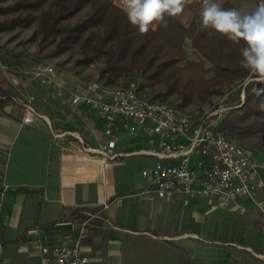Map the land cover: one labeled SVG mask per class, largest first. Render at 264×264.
I'll return each instance as SVG.
<instances>
[{
	"label": "crops",
	"instance_id": "1",
	"mask_svg": "<svg viewBox=\"0 0 264 264\" xmlns=\"http://www.w3.org/2000/svg\"><path fill=\"white\" fill-rule=\"evenodd\" d=\"M116 1L124 8V0ZM186 1L189 10L198 0ZM232 1L238 9L255 3ZM3 72L0 92H17ZM62 89L55 87V94L36 104L41 116L32 124L24 123L20 105L13 109L0 96V254L31 238L64 242L62 232L71 233L75 213L96 211L81 234L89 264H179L177 223L167 201L186 196L160 198L148 192L150 179L143 171L156 158L137 153L146 147L145 140L120 126L107 135L103 115L86 105L74 108ZM109 138L116 140L119 156L100 165L88 148ZM231 245L257 256L249 244ZM188 247L193 250V244ZM5 257L21 261L18 255ZM185 257V264H194Z\"/></svg>",
	"mask_w": 264,
	"mask_h": 264
},
{
	"label": "rangeland",
	"instance_id": "2",
	"mask_svg": "<svg viewBox=\"0 0 264 264\" xmlns=\"http://www.w3.org/2000/svg\"><path fill=\"white\" fill-rule=\"evenodd\" d=\"M254 2L259 3L258 0ZM14 3L15 0H0V8H7ZM116 3L119 5V2L116 1ZM187 3L188 1H186L185 12L179 16L186 25L193 17L192 11L187 9ZM255 3L237 9L242 13H250L255 9L257 5ZM122 4L124 6V1ZM50 9V3H46L42 7L44 11ZM90 11L91 9L87 7L77 16L63 22L62 25L73 26L84 19ZM40 12L31 13V15L38 17ZM28 13L0 12V71H4L3 73L8 78L9 87H17V92L9 93L12 95V101L1 91L2 102H7L12 105L13 109H16L14 107L16 104L22 107L23 101L34 95L36 97L35 105L40 106L44 103V96L49 93L55 94V87L56 90L62 87V96L67 97L81 92L91 82H99L104 85L98 78L104 67V61L98 59L92 64L81 63L84 57L81 42L57 52L59 39L51 37L49 40H45L42 35L36 34L39 26L38 19L30 23L24 22L20 26L10 24L13 19ZM185 47L189 52V59L197 60L191 41H186ZM45 68H53L55 73L51 78V83L46 86L40 83V79L36 75L37 72ZM135 76L120 79L117 84L107 87L115 89L133 81L139 85L143 80L139 73ZM250 80L253 79L246 80L245 83L237 80L233 83L220 84L217 86L219 92L216 94L205 100L193 96L186 106L182 105L183 100L178 95L166 99L159 97V94L165 92L162 84L146 87V90H141L140 93L154 101L174 105L188 115L212 116L221 123L224 119L235 115V110L245 104L246 92L244 88ZM225 134L232 142L245 148L253 156V159L264 163V141L261 138L232 135L227 132ZM196 163L197 159L194 157L191 165L196 167ZM262 176L264 180V172H262ZM262 200H264V189L257 193L255 200L241 199L219 203L207 198L175 197L167 201L169 202L167 209L175 216L177 223L179 264L186 263V255H188V259H192L194 264H264V209L258 205V202ZM94 213L96 211L75 213V218L73 215L71 218L74 219L70 220V224H73V229H70L71 233L68 234L65 229H62V235L66 239L64 242L47 243L38 238L26 239L24 243L3 250L0 254V264H37L39 253L36 245L70 244L80 239L81 234H86V228L89 226L90 220L94 218ZM53 224L47 225V227L51 228ZM67 226L62 225V227ZM191 236L193 238H190ZM230 243L244 246L249 244L257 258L246 256L243 254L244 250L229 246ZM190 244H193V250L188 247ZM7 254L18 255L21 261L12 263L5 257Z\"/></svg>",
	"mask_w": 264,
	"mask_h": 264
},
{
	"label": "trees",
	"instance_id": "3",
	"mask_svg": "<svg viewBox=\"0 0 264 264\" xmlns=\"http://www.w3.org/2000/svg\"><path fill=\"white\" fill-rule=\"evenodd\" d=\"M46 3L51 5L49 11L42 10ZM218 3L226 9H237L231 0H218ZM87 7L91 11L79 23L70 27L62 25ZM189 8L193 17L188 25L179 17L166 16L165 23L146 34L139 33L129 23L124 8L116 0H15L7 8H0V12H29L10 24L20 26L38 19L36 34L45 40L59 39L57 52L81 42L84 56L81 63L104 61L98 78L105 86L136 77L139 73L143 80L139 83V91L162 84L165 92L159 97L166 99L178 95L183 100L182 105L186 106L193 96L205 100L216 94L220 84L237 80L245 83L253 79L244 88L245 104L235 110V115L224 119L219 130L232 135L259 137L264 141V108L259 106L254 92L256 87L264 88V82L257 84L256 74L242 66L240 50L244 47L243 42L230 40L202 25V0ZM37 12H40L38 17L31 15ZM188 40L197 60L189 59L185 47ZM4 94L12 99L7 91Z\"/></svg>",
	"mask_w": 264,
	"mask_h": 264
},
{
	"label": "built area",
	"instance_id": "4",
	"mask_svg": "<svg viewBox=\"0 0 264 264\" xmlns=\"http://www.w3.org/2000/svg\"><path fill=\"white\" fill-rule=\"evenodd\" d=\"M36 75L42 85H48L55 73L53 68H45ZM35 101L36 97L31 95L22 103L26 124L41 116ZM70 102L74 108L86 105L100 112L107 135L120 126L145 140L146 147L137 153L156 158L153 167L144 170L143 175L150 179L148 192L160 198L182 195L228 203L255 200L264 189V163L232 142L212 116L188 115L174 105L147 98L141 95L136 82L115 89L91 82L73 94ZM115 149L113 138L88 148L93 156L97 155L100 165L119 156ZM194 157L196 167L191 165ZM258 205L264 209V200ZM81 238L70 244L36 245L37 264H89Z\"/></svg>",
	"mask_w": 264,
	"mask_h": 264
},
{
	"label": "clouds",
	"instance_id": "5",
	"mask_svg": "<svg viewBox=\"0 0 264 264\" xmlns=\"http://www.w3.org/2000/svg\"><path fill=\"white\" fill-rule=\"evenodd\" d=\"M185 5L186 0H124V11L129 23L146 34L165 23L166 16H181ZM201 22L230 40L242 41V66L256 74L257 84L264 82V0L250 13L226 9L218 0H202ZM254 92L264 108V88L256 87Z\"/></svg>",
	"mask_w": 264,
	"mask_h": 264
}]
</instances>
